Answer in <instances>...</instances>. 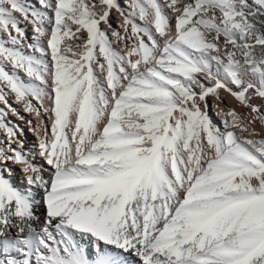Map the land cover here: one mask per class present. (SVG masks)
Here are the masks:
<instances>
[{"label":"snow or ice","instance_id":"snow-or-ice-1","mask_svg":"<svg viewBox=\"0 0 264 264\" xmlns=\"http://www.w3.org/2000/svg\"><path fill=\"white\" fill-rule=\"evenodd\" d=\"M0 264H264V0H0Z\"/></svg>","mask_w":264,"mask_h":264},{"label":"rangeland","instance_id":"rangeland-1","mask_svg":"<svg viewBox=\"0 0 264 264\" xmlns=\"http://www.w3.org/2000/svg\"><path fill=\"white\" fill-rule=\"evenodd\" d=\"M123 2H124V0H121V3H123ZM113 22L115 23V13L113 14ZM221 95L224 97L225 102H226L230 107L236 108L237 111H243V109H241V108L238 107L237 102H236L234 99H232V101L229 102V99H230L231 97H229L227 93H223V92H222ZM254 102H255V103H259L260 101H259V99H257V100H255ZM209 103L211 104V103H213V101L210 100ZM210 114H211V113H210ZM212 118H213L214 121H219V119H220L219 117L215 116L214 114H212ZM25 124H26V123H23V122H22V127H24ZM28 129H29V128L26 127V130H28ZM25 144H27V141H25ZM36 160H37V164H40V163H41V160H40L39 157H36ZM39 161H40V162H39Z\"/></svg>","mask_w":264,"mask_h":264},{"label":"bare ground","instance_id":"bare-ground-1","mask_svg":"<svg viewBox=\"0 0 264 264\" xmlns=\"http://www.w3.org/2000/svg\"><path fill=\"white\" fill-rule=\"evenodd\" d=\"M231 101H232V98L229 99V102H231ZM26 119H31V117L26 116ZM20 126L22 127V122H20ZM26 127L28 128L27 124H25L24 127H22V128H24V133H25L24 139H25V141H27V144H25V147L27 149H33V145L36 143L35 136L29 129L26 130ZM33 151H34V149H33ZM35 162L37 163V160H35ZM19 176H20V173H19V170L17 169L16 177H19Z\"/></svg>","mask_w":264,"mask_h":264}]
</instances>
